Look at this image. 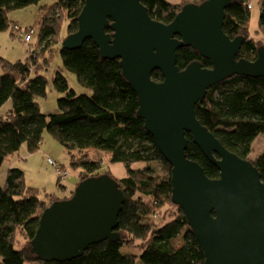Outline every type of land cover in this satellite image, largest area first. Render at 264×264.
<instances>
[{"label": "trees", "instance_id": "trees-1", "mask_svg": "<svg viewBox=\"0 0 264 264\" xmlns=\"http://www.w3.org/2000/svg\"><path fill=\"white\" fill-rule=\"evenodd\" d=\"M39 1L0 0V31L10 26V10ZM84 1L57 0L39 7L36 47L25 60L9 62L0 58V108L9 101L5 114L0 115V166L22 145L28 153L36 152L43 133L48 132L68 151L70 166L77 169L79 181L103 173L116 180L124 194L114 229L116 238L91 244L70 260H40L32 245L40 215L49 204L69 195L59 198L46 194L42 199L36 189L25 185L21 169L9 167L0 183V264H203V250L182 209L171 200V166L136 114L137 96L122 76L119 60L103 58L91 39L75 49L61 47V23L67 19L66 35L76 31ZM203 1L141 2L151 18L169 23L184 4ZM256 3L259 15L254 36L248 30L251 9L247 8V0H231L225 9L223 32L230 38L244 37L237 58L254 60L258 46H264V0ZM29 28L36 32L33 26L25 27ZM54 45H59L63 68L74 73L90 94L76 93L57 70L53 87L63 95L57 99L58 110L45 114L36 99L46 94L47 78L40 72L48 66ZM191 61L210 67V62L191 47L176 50L179 68ZM151 78L161 81L162 75L155 70ZM195 115L225 148L252 161L264 181V147L254 159L248 156L253 139L264 133V77L225 78L207 89L195 105ZM185 135L187 158L197 162L207 177H218L217 167L193 143L190 134ZM86 149L103 151L106 162L121 163L126 174L117 178L109 170L101 173L103 159L81 154Z\"/></svg>", "mask_w": 264, "mask_h": 264}, {"label": "water", "instance_id": "water-1", "mask_svg": "<svg viewBox=\"0 0 264 264\" xmlns=\"http://www.w3.org/2000/svg\"><path fill=\"white\" fill-rule=\"evenodd\" d=\"M142 0H85L76 31L61 40L75 49L91 39L103 58L118 59L137 96V116L171 166V200L178 205L204 253L203 264H264V181L252 161L229 151L201 124L195 105L209 87L233 75L264 77V46L254 60L237 58L244 37L223 32L231 0L184 4L169 23L148 13ZM111 30V33L106 30ZM188 46L210 62L176 64ZM159 70L161 81L151 78ZM186 133L219 171L209 178L187 158ZM124 194L103 173L79 181L68 198L40 215L32 239L42 261H66L89 245L115 239Z\"/></svg>", "mask_w": 264, "mask_h": 264}, {"label": "rangeland", "instance_id": "rangeland-1", "mask_svg": "<svg viewBox=\"0 0 264 264\" xmlns=\"http://www.w3.org/2000/svg\"><path fill=\"white\" fill-rule=\"evenodd\" d=\"M56 1L57 0H40L37 4H32L21 9L10 10L7 13L8 19L11 23L7 30L0 31L1 59L9 62H15L17 60H25L27 58L30 51L35 48L37 44V35L39 30L38 19L40 18L41 10H39V7L49 6ZM252 4L253 7L250 11L248 30L250 34L254 36L257 35L256 30L258 29L259 5L256 3V0H253ZM12 23L20 25L21 29H25L26 26H33L36 32L33 34L32 40L30 42H24V40L14 33V31L11 32V28L13 26H11ZM67 23V19L64 18L61 23V40L66 36ZM57 70L61 71L62 75L66 78L69 87L76 93L90 94V90L83 87L79 83L74 73L63 68L59 53V45H54L52 48V58L48 66L40 72L47 78L48 83L46 87V94L45 96L38 97L36 99L41 112L45 114L53 113L58 110L57 99L63 95L53 87L52 79ZM6 107L7 106L4 105L3 109H6ZM4 111L2 113H4ZM263 147L264 133H261L257 135L251 143V152L248 155L249 158L254 159L261 152ZM18 154V157L17 154H15V156L8 158L1 164L0 183L4 182L5 173L9 167H17L24 173L25 185L36 189L40 198L44 199L46 194H55L59 198H63L68 195V197L71 196L72 191L79 182L78 171L76 168H72L70 166L68 151L60 143L53 139L48 132L45 131L43 133V140L36 152L30 154L27 152L26 147L22 145ZM75 154H78V152H75ZM81 154L93 159L102 158L103 162L99 170L101 173L109 170L117 178L126 174L125 168L121 163H107L106 156L103 151L98 152L86 149ZM48 159L57 163L59 165V170H57ZM59 184L65 186V188H60ZM156 219H158V217ZM25 264L33 263L25 262Z\"/></svg>", "mask_w": 264, "mask_h": 264}, {"label": "built area", "instance_id": "built-area-1", "mask_svg": "<svg viewBox=\"0 0 264 264\" xmlns=\"http://www.w3.org/2000/svg\"><path fill=\"white\" fill-rule=\"evenodd\" d=\"M253 0H247V8L248 9H252L253 4H252ZM14 31V33H16L19 37H21L24 42H28L31 39V35L34 34V30L32 28L29 29H21L20 26L18 25H13L12 27V32ZM49 162L57 169L59 170V165L57 163H54L51 159H48ZM60 172V171H59ZM64 174V173H63Z\"/></svg>", "mask_w": 264, "mask_h": 264}, {"label": "crops", "instance_id": "crops-1", "mask_svg": "<svg viewBox=\"0 0 264 264\" xmlns=\"http://www.w3.org/2000/svg\"><path fill=\"white\" fill-rule=\"evenodd\" d=\"M20 26V25H19ZM4 105H6L7 107H6V109H3V106ZM1 108H0V115H4L5 114V112H6V110L8 109V107H9V101H7L5 104H4ZM5 110V111H4ZM4 111V113H2ZM19 153V152H18ZM17 153V157H18V154ZM13 156H15V155H13ZM13 156H11V157H13Z\"/></svg>", "mask_w": 264, "mask_h": 264}]
</instances>
